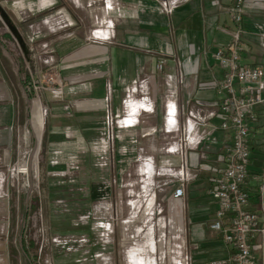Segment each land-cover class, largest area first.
Segmentation results:
<instances>
[{
  "label": "crops",
  "instance_id": "crops-1",
  "mask_svg": "<svg viewBox=\"0 0 264 264\" xmlns=\"http://www.w3.org/2000/svg\"><path fill=\"white\" fill-rule=\"evenodd\" d=\"M121 1L124 4L129 2L130 11L135 14L129 16L127 13L130 11L126 13L122 28L114 39L92 43L87 38L92 27L90 18L93 17L80 10V13L73 14L66 0H16L8 3L13 9L23 11L27 19L32 16L31 22L26 24L32 37L31 29L41 37L50 35L54 38L51 40H57L53 54L48 56L58 59L64 87L62 91L50 90L46 96L51 116L48 144L53 146L48 150L47 157L97 152L107 153L109 157L111 152H121L120 148L127 146V142L123 136L122 140H116L117 150L114 148V140L109 137L106 125V113L108 109L120 108L122 93L130 89L138 76L139 79H148L150 94L156 96L160 83L151 68L159 58L158 53L173 58L168 59L172 70L176 68L179 73L188 72L179 95V103L185 113L198 102L210 108L217 104L216 92L209 85L221 79L226 68L215 61L214 52L220 47L234 45L238 30L241 64L264 67V0L246 2L242 20L238 22L229 12L234 5L233 0H188L180 3L171 15L161 13L157 0ZM81 2L83 0H77L75 8H83ZM123 8L126 11L128 7L124 5ZM47 41L42 51L49 53ZM174 59L177 61L174 62ZM139 66H146L148 72ZM256 110L258 117L251 124V160L245 189L250 199L249 210L259 213L260 221H263L264 105ZM32 114L35 116L33 129L39 131L44 120L40 116L37 99L33 101ZM223 118L218 115L214 119L215 130L212 126L204 128L209 134L204 145L187 154L191 162L190 170L199 174L197 180L186 182L183 199L187 229L191 241H194V250L190 254L194 264H208L212 258L234 252L223 242L221 233L210 229L218 208L208 190L214 186L215 178L212 170L202 166L199 156L203 149L215 157L217 152L230 145V132L218 126ZM146 122L149 125V120ZM136 141L128 151H138L137 155H147L156 162L164 146L161 139L139 135ZM112 167L115 169L114 162ZM127 167L125 161L118 165V170L121 173ZM179 182L178 178H174L167 185L173 189L171 199ZM92 188L91 200L109 211L114 200L112 179L103 180ZM256 241L257 238H253V242ZM260 264L264 262L260 260Z\"/></svg>",
  "mask_w": 264,
  "mask_h": 264
},
{
  "label": "rangeland",
  "instance_id": "rangeland-1",
  "mask_svg": "<svg viewBox=\"0 0 264 264\" xmlns=\"http://www.w3.org/2000/svg\"><path fill=\"white\" fill-rule=\"evenodd\" d=\"M13 1L16 0H0V4L21 32L27 52L0 12V264H25L21 236L25 241L34 242V253L38 254L36 264H153V241L142 239L136 243L137 238L131 237L140 236L137 234L138 230L145 223L151 224L149 227L155 224L153 231L158 246L156 264H168V221L173 217L170 198L173 189L163 184V176L156 174L153 190L146 192V183L150 177L142 169L139 170V163H135L140 156L137 155L138 151H125L122 155L121 152H111L112 156L109 157L107 153L98 152L47 157L48 150L53 146L48 144L51 116L46 96L50 90L46 89L48 86L44 76L48 73V62L56 64L61 71L58 59L48 56L53 54V46L57 40H51L54 38L50 35L47 38L41 37L31 29L32 37L26 26L31 22L32 16L27 19L22 14L23 11L10 7L8 3ZM66 1L73 14L80 13V10L86 16L93 17L90 18L92 27L88 30L91 35L105 16L104 7L108 0H83V8H75L77 0ZM114 1L120 12L115 13L116 29L112 39L117 36L126 13L130 11L129 2L124 4L121 0ZM124 5L128 7L126 11ZM161 13L171 15L165 11ZM130 14L135 12L131 10L127 15ZM47 39L49 53L42 51ZM158 55V60L166 59L164 69L172 70L168 59L173 58L164 57L160 53ZM138 68L145 69L146 66ZM157 76L162 84L163 74ZM140 79L138 76V82ZM37 96L43 104L45 116L44 118L40 113L44 127L39 131L34 130L31 124V118H35L32 105ZM149 96L156 101L155 112L152 114L142 110L143 92L140 87L136 92L124 91L119 109L120 120L129 117L127 111L134 105L145 116L144 120L150 122L149 125H146L147 122H140L136 127L138 133L149 126L155 128L157 135H161L166 131V94L158 88L156 96ZM40 101L38 107L41 106ZM114 127L113 134L116 138L118 129L116 125ZM113 143L117 150L116 141ZM77 158L80 159L79 169L72 164ZM125 161L128 163L127 170L120 173L118 165ZM113 162L115 169L112 167ZM28 163L31 164L29 170ZM109 164L111 166L107 168ZM159 168L160 157H157V172ZM110 178L114 200L108 211L97 201L95 203L91 200V191L95 184ZM149 202H154L155 210H163L159 214L155 213V219L144 214ZM180 214L185 216L187 252L190 255L194 250V241H191L187 229L185 207ZM128 216L135 220L128 222ZM111 220L114 221V230L109 236L99 224L101 221ZM16 253L18 263L13 257Z\"/></svg>",
  "mask_w": 264,
  "mask_h": 264
},
{
  "label": "built area",
  "instance_id": "built-area-1",
  "mask_svg": "<svg viewBox=\"0 0 264 264\" xmlns=\"http://www.w3.org/2000/svg\"><path fill=\"white\" fill-rule=\"evenodd\" d=\"M157 1L160 3L158 4L162 11L172 14L180 3L188 0ZM233 1L234 5L230 7L229 12L238 22L242 20L243 5L250 0ZM117 6L114 0L106 1L104 7L106 11L105 16L101 19L99 27L87 38V41L90 43L106 42L115 36V13L120 12ZM234 37V45H231L229 48L220 47L214 52L215 61L220 66L226 68L223 77L212 81L209 85L214 88L218 97V102L215 106L210 108L198 102L192 105L187 110V113L183 112L184 109L179 103V95L188 72L167 71L164 69L166 59H159L156 60L155 65L152 67V72L156 76L160 73L163 74L162 84H160L159 89H162L166 94L164 112L165 133L157 135L155 128L151 127L145 128L141 133H138L136 127L140 122L146 121L144 120L145 116H142L141 111L136 109L134 105L127 111L129 117L122 120H120V108L108 109L106 113V125L109 129V137L114 141L119 138L122 140L125 137V141L127 142V146L120 148L121 155L125 151L132 149L139 135L154 136L155 138H160L164 143L159 155V172L156 171L154 159L147 155L140 154L137 158L138 161H135V163H139L140 165L139 170L142 169L149 174L150 178H148L146 183V189L148 188L149 190L146 192L149 193L153 190L152 186L155 184L154 179L157 176L156 174L164 177L163 184L165 185H169L174 178L180 180L173 192L171 203L173 217L168 221V264H194L192 257L187 252L185 216L183 217L180 214L183 208L186 182L197 180L199 177L198 173H193L190 170L191 162L187 154L204 145L207 135L209 136L204 128L212 126L215 130L217 126L214 124V119L218 115L224 117L218 125L219 128L225 132H230V140L232 141L224 151L217 152L215 157L203 149L200 151L199 156L202 166L205 169L212 170V173H214L213 177L215 178L214 186L210 188L209 195L212 199L216 200L218 208L215 211L216 218L210 224V228L213 231L221 233L223 242L230 246L234 252L228 256L212 258L208 264H260V260L264 262V220L260 221V214L249 210L250 199L245 189L251 160V124L258 117L256 108L264 105V67L242 65L240 46L238 44L241 40L240 30H238ZM48 63V73L44 76L48 86L46 89L62 91L64 86L61 71L56 64ZM201 86L208 85L201 84ZM139 87L143 92L141 101L142 110L151 114L154 113L156 101L149 96L150 84L148 79L143 78L139 82L138 80L135 81L128 91L136 92ZM37 101H40L39 96H37ZM41 106H43L42 102ZM42 112L44 116V107ZM115 125L118 129L116 138L115 134H113ZM125 130L134 131L127 132ZM77 159L72 164L79 169L80 159ZM27 166V170H29L31 164L28 163ZM20 171L23 172L24 170ZM153 203L149 202L147 204V211L144 214L155 219V213L159 214L163 210H155ZM128 217V222L135 220L133 217ZM147 222L150 221L148 220ZM143 225L144 227H141L137 233L140 236L132 235L131 237L137 238L136 243L141 242L142 239L153 241L155 251L154 253L152 252L151 259L153 260V264H156L155 255L158 246L156 245V234L153 231L155 224H152L151 227H149L151 224L145 223ZM99 227L110 236L114 230V221H101ZM255 237L257 241L253 242V238ZM259 251L261 253L258 255ZM138 261L135 260V262Z\"/></svg>",
  "mask_w": 264,
  "mask_h": 264
},
{
  "label": "trees",
  "instance_id": "trees-1",
  "mask_svg": "<svg viewBox=\"0 0 264 264\" xmlns=\"http://www.w3.org/2000/svg\"><path fill=\"white\" fill-rule=\"evenodd\" d=\"M34 242L32 240L29 241H25L24 237L21 241V247H22V251H23V255H24V260H25V264H36V259L38 254L34 253ZM18 253V252H17ZM17 253L15 255H13L14 258H16V261L18 263L17 260Z\"/></svg>",
  "mask_w": 264,
  "mask_h": 264
},
{
  "label": "water",
  "instance_id": "water-1",
  "mask_svg": "<svg viewBox=\"0 0 264 264\" xmlns=\"http://www.w3.org/2000/svg\"><path fill=\"white\" fill-rule=\"evenodd\" d=\"M0 12L7 22L8 26L11 28L12 32L15 34V36L18 38L19 42L23 46L24 50L27 52V46L26 42L23 39L21 32L19 31L18 27L13 23L12 19L9 17L7 12L4 10L3 6L0 4ZM21 241H22V236H21Z\"/></svg>",
  "mask_w": 264,
  "mask_h": 264
},
{
  "label": "bare ground",
  "instance_id": "bare-ground-1",
  "mask_svg": "<svg viewBox=\"0 0 264 264\" xmlns=\"http://www.w3.org/2000/svg\"><path fill=\"white\" fill-rule=\"evenodd\" d=\"M41 108H42V109H41ZM42 110H43V106H42V107L40 106V107H39V111H40L41 115H43ZM31 124H32V127H34V125H35V120L32 119V118H31ZM38 138H39V136H38ZM38 142H39V139H38Z\"/></svg>",
  "mask_w": 264,
  "mask_h": 264
}]
</instances>
